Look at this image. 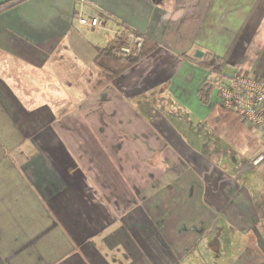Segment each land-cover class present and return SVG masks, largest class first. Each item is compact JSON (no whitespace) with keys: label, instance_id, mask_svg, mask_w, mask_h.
Wrapping results in <instances>:
<instances>
[{"label":"crops","instance_id":"0c3cea01","mask_svg":"<svg viewBox=\"0 0 264 264\" xmlns=\"http://www.w3.org/2000/svg\"><path fill=\"white\" fill-rule=\"evenodd\" d=\"M7 1L0 264H264V217L212 140L219 97L200 100L195 55L264 77V0ZM81 9L156 48L109 78L95 59L112 32Z\"/></svg>","mask_w":264,"mask_h":264},{"label":"built area","instance_id":"2783aa9c","mask_svg":"<svg viewBox=\"0 0 264 264\" xmlns=\"http://www.w3.org/2000/svg\"><path fill=\"white\" fill-rule=\"evenodd\" d=\"M80 2L84 4L85 0ZM78 22L90 28L111 31L113 36L120 35L123 31L119 26L112 28L109 17L94 12L88 13L82 9L79 11ZM128 37L132 43L121 47L124 53L120 57L123 58L140 49L145 41V35L132 27ZM210 78L219 97L220 106L236 113L251 130H258L264 138V77L241 71L227 74L222 70L210 75ZM263 162L264 149L251 159L253 167ZM242 165L243 163L240 166Z\"/></svg>","mask_w":264,"mask_h":264},{"label":"rangeland","instance_id":"374dc122","mask_svg":"<svg viewBox=\"0 0 264 264\" xmlns=\"http://www.w3.org/2000/svg\"><path fill=\"white\" fill-rule=\"evenodd\" d=\"M128 35L129 32L126 39L129 45L132 42L129 40ZM144 43L143 41L142 47L132 52L131 55L134 53L137 57ZM132 47L135 48L134 46ZM122 53L124 52L120 48L117 55L121 56ZM231 72L230 69H226V73L230 74ZM231 116H229L230 125L225 129L224 133H217L214 130L215 133L213 135L216 137H212V140L217 143L218 149L221 150L224 156L230 154V157H227L226 160L230 162L231 167L238 162H243V165L238 170L236 169V173H241L239 182L246 183V187L254 197V204L257 207L259 215L264 217V162L255 167L251 163V159L264 149V138L258 130H251L246 124L241 123V121ZM248 216H252V212L248 213Z\"/></svg>","mask_w":264,"mask_h":264},{"label":"trees","instance_id":"16d2710c","mask_svg":"<svg viewBox=\"0 0 264 264\" xmlns=\"http://www.w3.org/2000/svg\"><path fill=\"white\" fill-rule=\"evenodd\" d=\"M9 2L10 1L0 4V7L4 6ZM93 12L98 13L102 16L109 17L111 21L116 23V26H119L123 29L122 32L124 33H122V35L112 36L109 45L106 48L99 50L95 59V63L99 66L101 71L105 73L106 76H108L109 78L123 73L131 66H133L137 61H139L140 58L148 55L156 48V43H153L150 39L145 36V43L137 57L135 55H129L126 58L118 56L117 52L119 51V49L125 44H127L126 39L127 34L130 30V26L126 25L125 23L116 21L113 17L104 12L97 10H94ZM199 60H201V65L209 69V76L207 77L203 86L199 90L200 100L203 103H207L209 101L211 93L214 90V84L210 78V75L221 72L222 66L220 64V57L212 55L210 53H205L204 56ZM230 115H232L235 119H238V121H241L240 117L236 113L231 110L222 108L219 104L218 106L216 105L212 109L209 115V120L212 121L213 127L219 133H224L225 129L230 125ZM248 131L250 130L248 129Z\"/></svg>","mask_w":264,"mask_h":264},{"label":"water","instance_id":"95a60500","mask_svg":"<svg viewBox=\"0 0 264 264\" xmlns=\"http://www.w3.org/2000/svg\"><path fill=\"white\" fill-rule=\"evenodd\" d=\"M195 55L197 56V57H203V55H204V52L203 51H201V50H197L196 51V53H195Z\"/></svg>","mask_w":264,"mask_h":264}]
</instances>
